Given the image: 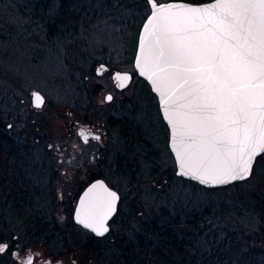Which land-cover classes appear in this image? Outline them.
I'll use <instances>...</instances> for the list:
<instances>
[{
    "label": "rangeland",
    "instance_id": "rangeland-1",
    "mask_svg": "<svg viewBox=\"0 0 264 264\" xmlns=\"http://www.w3.org/2000/svg\"><path fill=\"white\" fill-rule=\"evenodd\" d=\"M150 11L148 0H0V127L16 139L15 208L11 204L8 208L15 213L18 235L16 241L15 237L0 241L8 243L0 264H25L31 254L32 264H141V254L131 248H138L141 239H156L153 221L161 229L171 225L172 231L187 238L188 259L194 255V264H245L237 258L250 256L264 264V219L242 198L252 188L264 191V157L240 186L209 189L176 175L158 98L134 67L139 32ZM65 19L68 25L62 23ZM53 22L57 31L49 38ZM99 69L104 71L98 73ZM118 70L134 75L122 93L138 111L139 127L146 129L139 136L148 140H141L144 147L133 142L129 153L119 144L111 146L109 136L116 129L102 123L122 120L118 114L127 112L118 102L123 96L118 90L115 98L101 105L107 112L82 120L104 134L102 142L83 144L74 124L77 108L90 99L76 85L88 75L90 102L99 104L98 99L115 88L112 79ZM34 90L46 97L40 109L33 106ZM112 109L120 113L114 115ZM124 116L131 122L130 114ZM130 134L134 137L133 129ZM115 155L130 164L116 170ZM98 176L109 179L123 194L121 213L104 237L74 219L80 191ZM216 206L224 211H206ZM38 211L54 220L51 239L45 234L26 237L19 217ZM127 246L131 251L125 257L122 250Z\"/></svg>",
    "mask_w": 264,
    "mask_h": 264
},
{
    "label": "snow or ice",
    "instance_id": "snow-or-ice-1",
    "mask_svg": "<svg viewBox=\"0 0 264 264\" xmlns=\"http://www.w3.org/2000/svg\"><path fill=\"white\" fill-rule=\"evenodd\" d=\"M148 2L156 7L155 0ZM184 11L198 13L196 19L210 26L206 31L213 35V42L224 40L225 47L205 44L203 50L193 49L181 30L174 29V18L153 13L148 31L155 36L158 47L153 50L150 46L151 63L162 73L169 68L179 69L172 77L182 80L179 87L187 85L180 97L182 103L173 101L183 111L178 115L174 108L168 118L179 121L181 143L189 141L188 148L200 152L201 163L208 161L212 153L213 159L220 160L219 165L206 167L197 178L213 184L245 179L251 174L255 156L264 151V0H214L208 7ZM205 73L206 79H201ZM116 76L129 79L126 74ZM154 83L160 91L163 81ZM105 99L110 101L112 97ZM42 104L43 98L34 94V106ZM173 126H177L175 122ZM210 134L211 142L205 139ZM190 159L181 155L183 174L196 175L199 168H194ZM217 167L222 169L219 175L214 174ZM109 195L112 211L117 197L115 193ZM86 227L101 236L108 231L103 220L86 223ZM7 248V244H0V253ZM32 259L27 257L25 264H32Z\"/></svg>",
    "mask_w": 264,
    "mask_h": 264
},
{
    "label": "water",
    "instance_id": "water-1",
    "mask_svg": "<svg viewBox=\"0 0 264 264\" xmlns=\"http://www.w3.org/2000/svg\"><path fill=\"white\" fill-rule=\"evenodd\" d=\"M214 2V0H206L202 2H191L186 0H166V1H159L155 0L156 7L150 6L151 11L146 16L140 32L138 36L137 48L134 56V67L136 69L137 74L144 78L149 85L151 86L152 91L157 95L158 102L161 110V114L163 119L168 126L170 137H169V147L174 156L176 170L175 173L178 176L183 178L193 180L200 185L207 187V188H217L223 187L226 185H230L232 183H236L239 181H244L251 177L254 171V167L256 161L260 155L264 153V151L259 152L258 155L255 156L254 161L252 162V171L249 177L245 179H237L231 180L228 183L224 184H213V183H205L201 179L197 178L200 172H203L206 167L213 168L220 164L219 159H213L212 157L215 156V153H212L209 156V160L201 163V155L200 152L196 148H188V144L190 143L187 140H184L183 143L180 141V127L179 121H172L169 117V111L172 109H176L178 115L183 111L181 109L176 108V105L173 104V101H176L177 104L182 103L180 97L182 93L186 90L187 85L184 87H179L182 84V80L178 77H172L173 73L179 71L176 68H169L166 73L159 72L155 65L151 63V53L149 51L150 46L154 50L156 47V38L153 35L149 34L148 29L152 28V24L149 23L150 18L153 16V13H157L158 17H171L174 18V29L181 30V34L187 37L186 43H188L193 49L196 50H203L205 44L210 45L212 47H216L217 45L221 48L225 47L224 40L214 41V37L212 34L206 31L209 25H206L204 21L196 19L199 16L198 13H190L184 11V9L188 8H203L208 7ZM233 43L235 41H232ZM166 67L165 65H162ZM181 65L180 67H183ZM207 67V65H205ZM153 72L156 74L153 75ZM116 73H120L121 76L127 75L129 79L122 80L120 77L116 76ZM206 73L201 76V79H206ZM115 78L119 81L120 85L123 83L124 87L129 85L133 79V73L130 70H118L114 74ZM152 77L149 79V77ZM156 80L163 81V86H161L160 91H157V84L154 83ZM34 94H39L40 97L43 98V104H45L46 97L45 95L39 91H33V105H34ZM168 99V104H165V100ZM41 106V107H42ZM40 108V107H37ZM174 122L176 123V127L173 126ZM214 134V133H213ZM205 139L209 142L212 140V135H207ZM210 146V145H209ZM179 153V155H178ZM181 155L185 157L186 160L191 157L190 163L194 168H199V171L196 175H185L183 174L184 169L182 168L181 164ZM222 169L216 168L214 174L219 175ZM227 179V177H224ZM110 193H115L117 199L112 203V208L114 210L109 211V204L112 200ZM120 199L119 192L111 187L108 182L103 178H97L89 183L85 189L80 194L75 211H74V219L75 221L82 225L83 227L90 230L97 236L98 235L95 231L91 228L86 227V223H98L99 221L103 220L104 227L108 229L103 235H106L110 232V225L109 222L111 218L115 215L118 209V203ZM81 221H85V223H81ZM102 235V236H103ZM7 244L8 243H4Z\"/></svg>",
    "mask_w": 264,
    "mask_h": 264
},
{
    "label": "trees",
    "instance_id": "trees-1",
    "mask_svg": "<svg viewBox=\"0 0 264 264\" xmlns=\"http://www.w3.org/2000/svg\"><path fill=\"white\" fill-rule=\"evenodd\" d=\"M206 1V0H205ZM66 5V3H64ZM69 17V16H68ZM67 18V17H66ZM66 19L62 21L63 24H67ZM56 25L55 22L50 24V34H48L49 38L56 34ZM59 30V29H58ZM69 31V30H68ZM67 29H64V32H68ZM70 32V31H69ZM77 48V47H76ZM16 135V134H15ZM20 135H17L19 137ZM21 137V136H20ZM15 137L6 129L5 127H0V241L4 240L5 238L14 239L15 237V225H13V221H15V213L12 212L8 205L11 204L15 208ZM264 157V153L258 157V161ZM19 159V156L17 157ZM260 163V162H259ZM18 164V163H17ZM16 167L19 168V166ZM264 178V171L262 174ZM245 181V180H244ZM21 183V182H20ZM19 183V184H20ZM243 181L236 182L237 186L242 185ZM18 186V184H16ZM22 187L18 186V190L21 191ZM214 189V188H209ZM244 201L248 202V206L252 207L253 209H258L262 213L261 218L264 219V191L252 188L249 190V194L242 197ZM28 203L27 201H23ZM21 203V202H20ZM19 203V204H20ZM18 207V204L16 205ZM224 208V207H223ZM221 206L214 208L208 207L206 211H211V209L217 212H223ZM42 214V216H41ZM41 216L45 217L46 214L44 211H38L35 217ZM33 218V219H31ZM30 219L35 220L32 224L38 221L37 218H34L32 215ZM153 222L155 224H153ZM152 224L154 225L155 229H152L154 237L156 239L148 238L149 242H145L144 239H141V243L139 242L138 248H131L133 251L141 254L139 257V262L141 264H146L147 261L152 260L154 264H194L195 256L192 255L190 259H188V255L190 254V248H188L187 244L189 243L185 236H180L179 231L173 230V226L165 224L161 229L162 225L159 226L156 224V221H153ZM29 223V222H28ZM26 223L23 226V229L27 234L32 233L30 236H40L45 234V230L48 229L47 227L39 228L36 225H30L31 223ZM44 236V235H43ZM122 243V242H120ZM131 247V246H130ZM129 246L125 247L122 251L123 256H128L130 249ZM137 249V250H136ZM146 251L150 252L151 254L144 256ZM130 254V253H129ZM136 254V253H135ZM134 255V253H133ZM144 257H146L144 260ZM153 257L154 260H153ZM245 257V256H244ZM239 263L243 262L245 264H257L256 258H252L251 256L247 259L246 257L242 259L237 258ZM125 261H130L129 259ZM247 261V262H246ZM192 262V263H191ZM257 262V263H256ZM222 264V263H218ZM237 264V263H232ZM242 264V263H241Z\"/></svg>",
    "mask_w": 264,
    "mask_h": 264
},
{
    "label": "flooded vegetation",
    "instance_id": "flooded-vegetation-1",
    "mask_svg": "<svg viewBox=\"0 0 264 264\" xmlns=\"http://www.w3.org/2000/svg\"><path fill=\"white\" fill-rule=\"evenodd\" d=\"M102 66L104 67V70H106V69H108V65L107 64H105V63H103L102 62ZM104 70H98L97 72L98 73H100V71L101 72H103ZM116 72V71H115ZM115 72L113 73V79H112V82H113V86L115 87V88H111V89H109V90H107L106 91V93H104L103 95H104V98L103 99H101V98H99L98 100H99V104L98 103H92V102H90V100H92V98H91V92H90V90H89V87L87 86V84H86V81L90 78L88 75H86V77L83 79V80H85L84 82H82V83H79V85H76V86H78L79 87V89H78V91L80 92V93H82V92H86L84 95L85 96H89L90 97V99H88V102H87V104H85V106L83 107V106H81V107H78L77 109H78V112H77V117H76V119H75V121H74V124H76L77 125V127H76V129H77V133L80 135V137H81V140H82V142H83V144H89L90 142H92V141H96V142H98V143H100V142H102V140H103V137H104V134L101 132V131H96V130H92L91 128H89V126H85L84 124H82V120L83 119H90V117L92 116V115H100L101 113H102V111H105V112H107V110H105V108H102L103 106H101L103 103H105L104 101H107V102H109V100H106L105 98L107 97V96H111L112 97V99L113 98H115V92L118 90L119 92H123V91H125L129 86H130V84L129 85H127L126 87H121L120 86V83H119V81L115 78V76H114V74H115ZM139 79H143V80H145L144 78H142V77H139ZM132 81H133V79H132ZM131 81V82H132ZM147 82V81H146ZM147 84L149 85V83L147 82ZM75 86V87H76ZM149 87H150V89H151V86L149 85ZM152 90V89H151ZM121 95H123V96H120V98H119V100H118V102L119 103H121V104H123V107H124V109H123V111H127L126 113H120V112H118V113H120V114H118L117 113V109L115 110V109H112V113H114V115H116V113L118 114V115H120L121 117H122V120H119L118 118H115V120L113 119V120H104L102 123L103 124H105V123H107V125H108V127L110 128V129H112V128H115L116 130L115 131H112L111 133H110V136H109V141H110V143H111V146L113 147V148H115V146L117 145V144H119L120 145V148H121V150H123V148L126 150V153H129V151H130V148H131V144L134 142L135 144H137V145H139V144H141L140 142H141V140H144V139H142V136L140 135L139 136V134L141 133L142 135H143V132H145V130L143 129V127H139L140 126V123H139V117H138V111L137 110H135V109H133L132 108V106H131V103H130V100H131V98L130 99H127L128 98V95H124L123 93L121 94ZM154 95H156L155 93H154ZM88 97V98H89ZM156 97H157V95H156ZM158 98V97H157ZM111 99V100H112ZM110 100V101H111ZM128 103H127V102ZM32 102H33V96H32ZM97 102V101H96ZM159 103V102H158ZM34 106V105H33ZM35 107V106H34ZM36 109H40V108H37V107H35ZM100 109V110H99ZM131 115V116H129V118H130V120H131V122L130 121H127V117L126 116H124V115ZM108 117V116H107ZM133 117V118H132ZM75 125V126H76ZM132 129L134 130V132H135V134H134V137H132V135L130 134V132L132 131ZM143 131V132H142ZM113 132H115V134H117L116 135V137L114 138L113 136ZM19 135V134H18ZM85 137H87V140H85ZM95 137H99V139H95ZM132 137V138H131ZM147 142H148V140H146ZM145 140H144V142H146ZM105 144H102V148H103V146H104ZM123 147V148H122ZM138 147V146H137ZM141 147H144L142 144H141ZM147 147V146H146ZM148 148V147H147ZM170 148V147H169ZM125 150H124V154H125ZM150 155H153L152 153L150 154ZM124 159H125V157H118L117 155H115V159L113 160V164L116 166V170H117V168H121V167H123V166H127V165H129L130 163H129V161L127 160V161H124ZM126 160V159H125ZM123 169H124V167H123ZM115 170V171H116ZM97 178H103V179H105L107 182H108V184L111 186V187H113V188H115L118 192H119V194H120V199H119V203H118V209H117V212L115 213V215L111 218V220H110V222H109V225H110V230L112 229V227L114 226V223L115 222H117L116 221V217L121 213V205H122V201H123V194H122V192H121V190L117 187V186H115L109 179H107L106 177H102V176H98V177H96V178H94V179H92L90 182H88L83 188H82V190L80 191V193H79V195H78V198H79V196H80V194L82 193V191L85 189V187L89 184V183H91L93 180H95V179H97ZM77 201H78V199H77ZM77 204V203H76ZM75 207H76V205H75ZM75 211V210H74ZM41 216H42V214H41ZM41 216H37V217H35L34 216V218H37L38 219V221L36 222V223H34V224H32V222H34L35 220H31V219H33V218H31L32 217V215H30V216H26V217H24V218H22V217H19L20 218V221H21V224L23 225V226H25V224L26 223H31L30 225H32V226H34V228L36 227V225L35 224H37V225H40V226H37V227H39V228H43V227H47L48 229H46L45 230V236H47L48 238H50L51 239V236H53V234H52V232L54 231V230H52L51 229V227L53 226V223H54V220H53V218H51V216H49V215H46L45 217H41ZM31 218V219H30ZM28 223V224H29ZM78 224V223H77ZM78 225H80V224H78ZM81 227H83L82 225H80ZM83 228H85V227H83ZM85 229H87V228H85ZM88 230V229H87ZM90 231V230H89ZM110 233V232H109ZM109 233H107L106 235H108ZM25 234H26V237H35L36 238V236H30L32 233H30V234H27V232H25ZM94 234V233H93ZM95 235V234H94ZM106 235H103V236H97V235H95V236H97V237H104V236H106ZM54 238V237H53ZM18 239V235L17 236H15V241ZM15 244H18V243H15ZM17 249L18 248H16L15 247V255H16V252H17ZM7 250V249H6ZM5 250V251H6ZM31 257H33V259H32V263L34 262V258H35V255L34 254H31L30 255Z\"/></svg>",
    "mask_w": 264,
    "mask_h": 264
}]
</instances>
